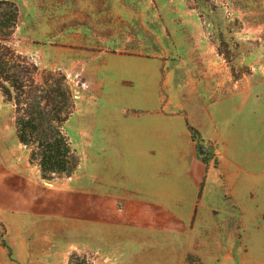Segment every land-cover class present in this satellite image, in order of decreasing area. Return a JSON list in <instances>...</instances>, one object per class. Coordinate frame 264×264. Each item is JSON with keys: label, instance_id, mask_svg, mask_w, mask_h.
I'll use <instances>...</instances> for the list:
<instances>
[{"label": "rangeland", "instance_id": "obj_1", "mask_svg": "<svg viewBox=\"0 0 264 264\" xmlns=\"http://www.w3.org/2000/svg\"><path fill=\"white\" fill-rule=\"evenodd\" d=\"M4 1L17 15L5 43L36 66L35 83L60 72L71 94V114L60 130L76 164L69 175L51 179L61 184L79 172L80 149L64 129L79 123V115L72 114L98 81L94 67L85 64L101 53L157 57L166 75L161 106H212L216 129L208 126L195 149L214 169L206 192L207 198L213 195V211L203 225L160 239L136 235L132 242L116 237L112 243L104 238L96 246L92 236L82 243L80 228L62 220L2 213L0 264H77L73 255L87 264H264V0ZM0 6V11L6 7ZM137 87L133 81L128 88ZM0 112L5 124L17 115L1 90ZM33 150L35 145L18 141L15 120L0 131V160L51 183L41 177L37 160H30Z\"/></svg>", "mask_w": 264, "mask_h": 264}, {"label": "crops", "instance_id": "obj_2", "mask_svg": "<svg viewBox=\"0 0 264 264\" xmlns=\"http://www.w3.org/2000/svg\"><path fill=\"white\" fill-rule=\"evenodd\" d=\"M120 51L98 54L85 64L94 67L98 81L72 114L79 115V123L64 129L80 149L78 174L61 184L53 179L40 183L35 173L0 160V214L62 220L80 228L82 243L92 236L96 246L104 238L114 243L116 237L132 242L136 235H181L191 224L209 221L214 199L206 192L214 183V169L196 157L195 149L208 126L216 129L214 108H186L182 102L161 106L166 75L157 57ZM133 81L135 90L128 88ZM9 119L13 125L14 115ZM7 124L1 118L0 131ZM189 126L200 136L193 137ZM228 183L234 184L230 177ZM257 188L262 189L259 182Z\"/></svg>", "mask_w": 264, "mask_h": 264}, {"label": "trees", "instance_id": "obj_3", "mask_svg": "<svg viewBox=\"0 0 264 264\" xmlns=\"http://www.w3.org/2000/svg\"><path fill=\"white\" fill-rule=\"evenodd\" d=\"M0 4L6 6L0 11V90L16 106L17 139L25 146H36L30 160H37L43 179H51L57 174L69 175L76 163L72 159L69 143L60 130L61 123L71 114V94L65 83V75L59 72L58 77L45 78L42 84L35 83L33 74L36 66L28 64L5 43V37L15 25L16 10L7 1L0 0ZM49 79H52L50 85ZM36 90L41 94L36 95ZM189 129L195 137L196 130L192 127ZM202 159H207V155ZM72 259L77 264H87L83 257L73 255Z\"/></svg>", "mask_w": 264, "mask_h": 264}, {"label": "water", "instance_id": "obj_4", "mask_svg": "<svg viewBox=\"0 0 264 264\" xmlns=\"http://www.w3.org/2000/svg\"><path fill=\"white\" fill-rule=\"evenodd\" d=\"M204 151V148H200V152H203Z\"/></svg>", "mask_w": 264, "mask_h": 264}]
</instances>
